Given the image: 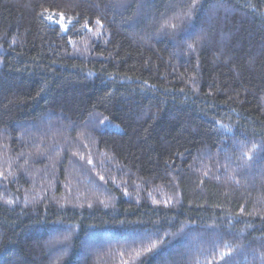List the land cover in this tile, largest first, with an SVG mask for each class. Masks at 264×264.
I'll use <instances>...</instances> for the list:
<instances>
[{"label":"trees","instance_id":"trees-1","mask_svg":"<svg viewBox=\"0 0 264 264\" xmlns=\"http://www.w3.org/2000/svg\"><path fill=\"white\" fill-rule=\"evenodd\" d=\"M0 264H264V0H0Z\"/></svg>","mask_w":264,"mask_h":264},{"label":"snow or ice","instance_id":"snow-or-ice-1","mask_svg":"<svg viewBox=\"0 0 264 264\" xmlns=\"http://www.w3.org/2000/svg\"><path fill=\"white\" fill-rule=\"evenodd\" d=\"M191 47V45H189Z\"/></svg>","mask_w":264,"mask_h":264}]
</instances>
